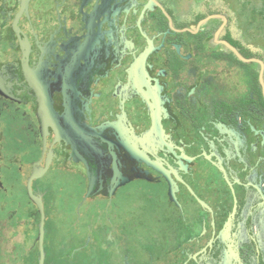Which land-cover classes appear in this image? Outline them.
Here are the masks:
<instances>
[{"label": "flooded vegetation", "instance_id": "obj_1", "mask_svg": "<svg viewBox=\"0 0 264 264\" xmlns=\"http://www.w3.org/2000/svg\"><path fill=\"white\" fill-rule=\"evenodd\" d=\"M0 192V264H264V0H0Z\"/></svg>", "mask_w": 264, "mask_h": 264}, {"label": "rangeland", "instance_id": "obj_2", "mask_svg": "<svg viewBox=\"0 0 264 264\" xmlns=\"http://www.w3.org/2000/svg\"><path fill=\"white\" fill-rule=\"evenodd\" d=\"M7 162L9 163L8 160H6V163ZM10 164L12 166V169H10L9 171L6 172L7 174H6V176H4V179H5L4 181L6 184L9 183L13 186V188H12L13 191L10 192V194L6 197V199H8L7 201L14 203V204H16V203H18V201H22V200H23V202H25L26 201V193L21 191V186H20V182H22V180L16 174V165L12 164L11 162H10ZM46 179L47 180H46L45 184L46 185L52 184V186L55 188L54 191L56 193L57 192L59 193L60 198L58 200V207H59V209H63V207L66 206V196L69 193L68 189L70 188L69 184L67 183V179L66 178H57L56 180H53L51 182L48 179V177ZM77 193H79V192H77ZM4 194H5L4 192H0V203L2 202V200L3 201L5 200ZM77 195L80 196V193ZM71 201H72L71 206H73V207H75L76 204L78 203V201L76 202L74 198L71 199ZM122 203L127 206L130 204V200L124 199ZM73 212H74V214H76L75 208H73ZM91 212L93 215H95V214H97V209L92 208ZM91 247H92V245H90L88 247L87 251H90ZM91 252H92V249H91Z\"/></svg>", "mask_w": 264, "mask_h": 264}, {"label": "water", "instance_id": "obj_3", "mask_svg": "<svg viewBox=\"0 0 264 264\" xmlns=\"http://www.w3.org/2000/svg\"><path fill=\"white\" fill-rule=\"evenodd\" d=\"M30 194L32 195L33 192H30ZM43 220H44V218H43ZM43 220H42V225H41V236L43 235V225H44ZM42 264H43V259H42Z\"/></svg>", "mask_w": 264, "mask_h": 264}]
</instances>
